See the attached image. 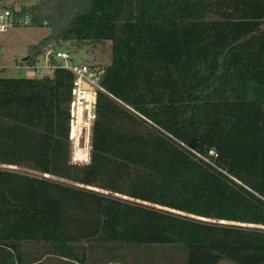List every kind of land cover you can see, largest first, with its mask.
<instances>
[{
	"label": "trees",
	"instance_id": "obj_1",
	"mask_svg": "<svg viewBox=\"0 0 264 264\" xmlns=\"http://www.w3.org/2000/svg\"><path fill=\"white\" fill-rule=\"evenodd\" d=\"M12 1L50 30L33 60L109 43L110 63L86 163L71 158L69 70L0 78L10 262L28 248L25 264H126L113 254L139 245L137 264H264V0Z\"/></svg>",
	"mask_w": 264,
	"mask_h": 264
},
{
	"label": "rangeland",
	"instance_id": "obj_2",
	"mask_svg": "<svg viewBox=\"0 0 264 264\" xmlns=\"http://www.w3.org/2000/svg\"><path fill=\"white\" fill-rule=\"evenodd\" d=\"M18 4V3H17ZM23 4L29 5V2H24ZM20 5V4H19ZM50 34V30L47 27H31L19 26L8 29L5 33L0 34V78L3 79H28V78H39V77H52V70L43 69L41 72L36 73L30 68H17L18 59H24L26 57H31V49L33 46L37 45L43 38ZM110 44L106 43L89 45L86 43H65L61 47H56V50H61L63 52H68L71 55V59L75 64H86L97 68L104 69L110 63ZM26 64V63H24ZM22 63V65H24ZM42 60H39V66L42 65ZM26 65H31L29 61ZM74 135V133H73ZM89 138L90 135L87 134L85 129H81L77 137L71 141L72 145V161L77 163H86L89 156ZM14 169V168H13ZM17 170V169H16ZM33 174V172H31ZM86 245V244H84ZM142 253L141 247L139 245L126 246L114 253L113 255H124V260L126 264H137L136 257L138 254ZM35 258H39L40 254L38 251L31 253ZM30 255V257H32ZM98 258L104 259L106 262L109 257L108 253L102 255L100 251L94 254ZM159 255V253L157 254ZM132 260L135 262L133 263ZM141 260H144L141 258ZM116 262L119 260H115ZM151 262V260H148ZM143 262V261H142ZM146 262V261H145ZM120 263V262H118ZM35 264H71L66 261L61 260L58 257H46L39 263ZM116 264V263H109ZM220 264H228L227 262H221Z\"/></svg>",
	"mask_w": 264,
	"mask_h": 264
},
{
	"label": "built area",
	"instance_id": "obj_3",
	"mask_svg": "<svg viewBox=\"0 0 264 264\" xmlns=\"http://www.w3.org/2000/svg\"><path fill=\"white\" fill-rule=\"evenodd\" d=\"M29 24V15L27 13L21 15L19 5L14 4L12 0H0V34L13 27ZM39 60L43 62L40 66L38 65ZM52 60L56 63L52 64ZM29 61L31 65H26ZM17 63L19 64L17 68H30L36 73L41 72L43 69L54 70L58 67L69 70L74 76L70 105V140L73 141L81 129H85L87 134L91 135L95 92L101 90L100 82L103 69L86 64L77 65L68 52L55 50L50 46L46 47L35 60L28 56L24 59H18ZM22 63L26 64L22 65ZM72 131H74V135H72ZM89 159H87V162H89Z\"/></svg>",
	"mask_w": 264,
	"mask_h": 264
},
{
	"label": "crops",
	"instance_id": "obj_4",
	"mask_svg": "<svg viewBox=\"0 0 264 264\" xmlns=\"http://www.w3.org/2000/svg\"><path fill=\"white\" fill-rule=\"evenodd\" d=\"M61 51V50H60ZM30 251L28 250V248H23L22 249V252H21V255H20V260H21V263L25 264L27 263V261L29 260V255ZM63 261H65L64 259H61ZM0 263L2 264H12L9 260V257L7 256V254H4L3 251H0ZM19 264V262H18Z\"/></svg>",
	"mask_w": 264,
	"mask_h": 264
}]
</instances>
